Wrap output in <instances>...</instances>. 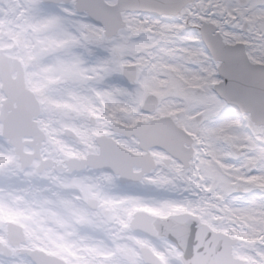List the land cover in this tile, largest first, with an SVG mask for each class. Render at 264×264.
Wrapping results in <instances>:
<instances>
[{
    "label": "clouds",
    "instance_id": "clouds-1",
    "mask_svg": "<svg viewBox=\"0 0 264 264\" xmlns=\"http://www.w3.org/2000/svg\"><path fill=\"white\" fill-rule=\"evenodd\" d=\"M73 2L0 0V204L21 214L3 239L23 264H261L264 235L213 178L255 154L207 140L192 89L140 65L146 34L88 20L85 35L58 7Z\"/></svg>",
    "mask_w": 264,
    "mask_h": 264
},
{
    "label": "snow or ice",
    "instance_id": "snow-or-ice-1",
    "mask_svg": "<svg viewBox=\"0 0 264 264\" xmlns=\"http://www.w3.org/2000/svg\"><path fill=\"white\" fill-rule=\"evenodd\" d=\"M58 7L84 25L85 35H96L88 20L146 34L150 42L139 45L140 65L153 71L162 86L174 82L192 89L180 91L194 109L189 119L213 126L201 129L207 140L255 154L245 157L246 165L235 162L237 157L220 163L225 174L213 173V178L224 186L218 199L226 210L237 219L247 218L249 229L264 235V179L242 174L245 166L249 173L258 169L264 174V0H74L71 8ZM34 9L39 12L40 5ZM237 109L242 120L233 118ZM25 123L24 114L9 117L13 131ZM237 129L247 131L237 134ZM210 155L219 162L215 152ZM9 164L11 157L0 158V169L10 172ZM227 197L243 207H231ZM20 215L0 204V264H23L21 251L3 239V225L18 223ZM258 245L264 264V243Z\"/></svg>",
    "mask_w": 264,
    "mask_h": 264
},
{
    "label": "rangeland",
    "instance_id": "rangeland-1",
    "mask_svg": "<svg viewBox=\"0 0 264 264\" xmlns=\"http://www.w3.org/2000/svg\"><path fill=\"white\" fill-rule=\"evenodd\" d=\"M234 119H243V116L242 115H240V114H238V113H236V115L233 117ZM221 122H223V121H221ZM247 131V130H246Z\"/></svg>",
    "mask_w": 264,
    "mask_h": 264
},
{
    "label": "water",
    "instance_id": "water-1",
    "mask_svg": "<svg viewBox=\"0 0 264 264\" xmlns=\"http://www.w3.org/2000/svg\"><path fill=\"white\" fill-rule=\"evenodd\" d=\"M155 16V14H153ZM238 110V109H237ZM239 111V110H238Z\"/></svg>",
    "mask_w": 264,
    "mask_h": 264
}]
</instances>
